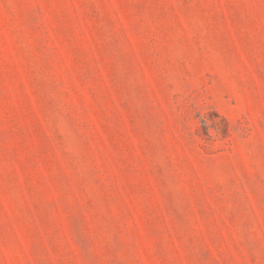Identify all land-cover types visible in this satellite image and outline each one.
Masks as SVG:
<instances>
[{
  "label": "rangeland",
  "instance_id": "1",
  "mask_svg": "<svg viewBox=\"0 0 264 264\" xmlns=\"http://www.w3.org/2000/svg\"><path fill=\"white\" fill-rule=\"evenodd\" d=\"M0 264H264V0H0Z\"/></svg>",
  "mask_w": 264,
  "mask_h": 264
}]
</instances>
